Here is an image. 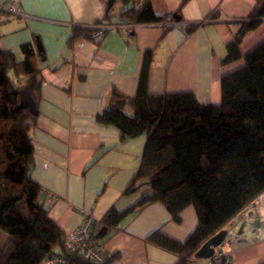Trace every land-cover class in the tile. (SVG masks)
<instances>
[{
  "label": "crops",
  "instance_id": "obj_1",
  "mask_svg": "<svg viewBox=\"0 0 264 264\" xmlns=\"http://www.w3.org/2000/svg\"><path fill=\"white\" fill-rule=\"evenodd\" d=\"M9 1L0 0V5ZM18 1L32 17L0 11V47L13 50L23 60L21 46L31 42L39 55L42 83L32 131L31 175L46 190L43 206L65 235L82 224L87 214L100 220L111 208L128 210L145 188L125 193L141 165L147 136L123 139L118 128L96 119L110 106L113 89L137 95L145 53L154 49L144 84L148 95L192 92L201 103H220L222 77L245 65L243 57L228 63L221 60L257 3L149 0L162 21L108 29L101 39H94L74 36L86 26L128 24L120 17L124 3L117 1L106 17L110 0ZM176 12L179 17L173 19ZM171 21L190 24L168 25ZM259 21L240 43L243 55L264 41V17ZM126 111L132 113L129 107ZM197 223L191 205L176 221L165 205L151 203L128 214L106 242L113 253L109 264H176L179 255L148 240L149 235L159 230L185 243ZM233 227L237 238L219 248L231 255L233 264L264 263V190L222 229Z\"/></svg>",
  "mask_w": 264,
  "mask_h": 264
},
{
  "label": "trees",
  "instance_id": "obj_2",
  "mask_svg": "<svg viewBox=\"0 0 264 264\" xmlns=\"http://www.w3.org/2000/svg\"><path fill=\"white\" fill-rule=\"evenodd\" d=\"M117 1L126 5L120 14L124 23L163 20L149 0H110L106 17ZM256 1L251 19L242 23L221 60L243 57L245 65L222 77L220 103H201L192 92L148 95L144 84L154 49L145 53L137 95L113 89L110 106L96 119L118 128L123 139L147 136L141 165L125 193L145 188L128 210L111 208L106 213L97 224L95 241L106 243L128 214L151 203L165 205L176 221L191 205L198 223L185 243L159 230L148 240L177 253L176 264H192L199 260L200 248L264 190V41L245 55L240 50L244 36L264 17V0ZM172 15L179 17L177 12ZM81 31L74 38H92V29ZM21 49L25 57L18 60L13 50L0 47V264H42L62 250L65 239L31 175L38 114L19 107L20 90L28 87L37 103L42 68L31 42ZM72 264L95 263L75 257Z\"/></svg>",
  "mask_w": 264,
  "mask_h": 264
},
{
  "label": "built area",
  "instance_id": "obj_3",
  "mask_svg": "<svg viewBox=\"0 0 264 264\" xmlns=\"http://www.w3.org/2000/svg\"><path fill=\"white\" fill-rule=\"evenodd\" d=\"M0 11L6 12L15 17L31 18L32 16L25 13L21 8L18 0H10L5 5H0ZM208 20L196 22V24L206 23ZM168 25H188L190 23H183L180 21H171ZM135 28L137 24H126L121 26L116 25H98L83 27L85 29H92V37L94 39H101L108 29L112 28ZM189 35V34H188ZM45 189H41L44 194ZM54 199V195H51ZM101 219H96L92 215L87 214L82 224L65 235L63 248L61 251H54L49 254L44 260L43 264H72L75 257H81L95 264H106L112 257V251L106 246V243L95 241L97 233V224ZM237 238V233L234 227L228 230L225 242H230ZM222 245V244H221ZM198 264H233L231 255L227 254L219 248H214V252L207 258H202L196 261Z\"/></svg>",
  "mask_w": 264,
  "mask_h": 264
},
{
  "label": "water",
  "instance_id": "obj_4",
  "mask_svg": "<svg viewBox=\"0 0 264 264\" xmlns=\"http://www.w3.org/2000/svg\"><path fill=\"white\" fill-rule=\"evenodd\" d=\"M38 48L40 51L43 50L41 41L38 39ZM19 107L22 109L28 108L31 113L34 115L38 114L37 103L34 97L32 96L28 87H24L20 90V103ZM242 233V229L240 231ZM228 234L227 229H221L218 233H216L213 237H211L197 252V258H207L211 256L214 252V248L220 246L226 239ZM192 264H198L194 262Z\"/></svg>",
  "mask_w": 264,
  "mask_h": 264
}]
</instances>
